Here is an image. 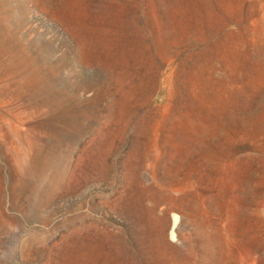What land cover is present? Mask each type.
Instances as JSON below:
<instances>
[{
  "label": "rangeland",
  "instance_id": "1",
  "mask_svg": "<svg viewBox=\"0 0 264 264\" xmlns=\"http://www.w3.org/2000/svg\"><path fill=\"white\" fill-rule=\"evenodd\" d=\"M0 264H264V0H0Z\"/></svg>",
  "mask_w": 264,
  "mask_h": 264
},
{
  "label": "water",
  "instance_id": "2",
  "mask_svg": "<svg viewBox=\"0 0 264 264\" xmlns=\"http://www.w3.org/2000/svg\"><path fill=\"white\" fill-rule=\"evenodd\" d=\"M172 227L170 229V237L172 240L176 241L177 240V228L179 226L180 220H181V215L178 212H172Z\"/></svg>",
  "mask_w": 264,
  "mask_h": 264
}]
</instances>
